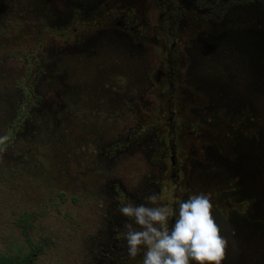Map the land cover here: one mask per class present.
Instances as JSON below:
<instances>
[{"label":"rangeland","instance_id":"rangeland-1","mask_svg":"<svg viewBox=\"0 0 264 264\" xmlns=\"http://www.w3.org/2000/svg\"><path fill=\"white\" fill-rule=\"evenodd\" d=\"M203 1L0 0V258L142 264L120 208L205 193L264 264V5Z\"/></svg>","mask_w":264,"mask_h":264},{"label":"clouds","instance_id":"clouds-1","mask_svg":"<svg viewBox=\"0 0 264 264\" xmlns=\"http://www.w3.org/2000/svg\"><path fill=\"white\" fill-rule=\"evenodd\" d=\"M148 199L155 204L159 197ZM212 207L205 193L179 202L178 212L132 203L121 207L122 216L132 221L124 224L128 256L135 258L143 248L142 264H222L229 240L221 234Z\"/></svg>","mask_w":264,"mask_h":264},{"label":"trees","instance_id":"trees-1","mask_svg":"<svg viewBox=\"0 0 264 264\" xmlns=\"http://www.w3.org/2000/svg\"><path fill=\"white\" fill-rule=\"evenodd\" d=\"M230 3L232 4V6H236V5H240V6H246L248 4H250L251 2H260L261 0H240L238 2L236 1H232V0H229ZM264 0H262L260 3L262 5V2ZM192 3H196V2H192ZM197 5H199L200 7H202V10H205V8L207 7H210V4H202L201 2L198 3ZM195 4V6H197ZM264 5V3H263ZM227 8H231V7H224L222 8L223 9V13L226 11ZM196 9V8H195ZM23 93L25 95V105L31 100V97H33V93H32V89L30 87V83H28V87H27V90H23ZM36 100V98H34ZM21 115L23 114L22 112H20ZM20 113H19V116H20ZM33 256V253L31 254H28L26 256H24L23 258L21 259H14V258H3L1 257L0 258V264H28L29 260L31 259V257Z\"/></svg>","mask_w":264,"mask_h":264},{"label":"flooded vegetation","instance_id":"flooded-vegetation-1","mask_svg":"<svg viewBox=\"0 0 264 264\" xmlns=\"http://www.w3.org/2000/svg\"><path fill=\"white\" fill-rule=\"evenodd\" d=\"M193 1H196V0H193ZM203 3L204 4H210L211 7L213 5L214 6L213 8H221L222 9L224 7H233L229 0H208V2L203 1ZM224 3H226V5H223ZM263 3H264V1L262 2V5H263Z\"/></svg>","mask_w":264,"mask_h":264}]
</instances>
